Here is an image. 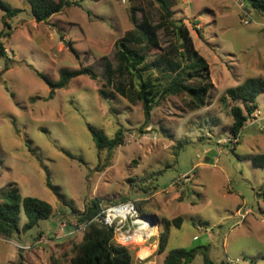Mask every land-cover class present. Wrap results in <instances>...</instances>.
Instances as JSON below:
<instances>
[{
	"label": "rangeland",
	"instance_id": "1",
	"mask_svg": "<svg viewBox=\"0 0 264 264\" xmlns=\"http://www.w3.org/2000/svg\"><path fill=\"white\" fill-rule=\"evenodd\" d=\"M2 1L22 12L10 19V36L0 39L9 60L0 58V191L15 185L23 197L50 204L53 216L27 233L0 238V264H18L20 256L23 264H71L85 231L77 216L93 200L107 205L122 198L145 214L161 208L158 219L183 220L180 229L171 227L162 255L157 249L139 263L131 248L133 264H161L172 250L197 247L207 248L214 264H264V221L255 220L264 212V169L253 163L254 155L264 154V93L239 144L229 131L235 103L223 101L227 90L247 79L264 81V15L243 0H171L174 18L183 20L209 65L213 87L207 107L190 112L185 97H169L144 126L141 104L132 105L119 93L114 55L116 43L136 28L133 9L138 25L144 19L159 23L161 12L153 0H71L48 23L33 19L26 0ZM4 15L0 10V33ZM158 37L169 52L173 39L163 30ZM80 68H91L97 80L83 76L52 90L36 73L57 82L62 70ZM88 125L109 138L121 129L123 145L99 150ZM186 176L190 182L172 187ZM48 180L59 196L47 187ZM175 194L180 198L172 201ZM238 208L249 212L243 221ZM26 223L22 211L20 227ZM62 225L79 232L56 239ZM39 233L48 240L38 244ZM191 264H204L203 256Z\"/></svg>",
	"mask_w": 264,
	"mask_h": 264
},
{
	"label": "trees",
	"instance_id": "2",
	"mask_svg": "<svg viewBox=\"0 0 264 264\" xmlns=\"http://www.w3.org/2000/svg\"><path fill=\"white\" fill-rule=\"evenodd\" d=\"M153 1L161 12L159 23L152 25L149 20L144 19L138 25L135 9H133L130 18L136 28L128 31L116 43L114 55L117 62L116 73L121 78L118 86L119 93L130 104H141L145 118L144 126L150 124L155 107L169 97H185V106L190 112L207 107L209 92L213 87L210 82L209 65L194 48L190 32L183 20L174 18L171 0ZM243 2L253 11L264 15V0H243ZM26 3L37 23H48L53 16L72 5L71 0H26ZM0 10L5 14L2 18L4 31L0 33L1 39L10 36L12 27L9 21L22 10L11 9L2 0H0ZM161 30L173 39L168 46L169 52H164L160 47L158 32ZM67 45L71 48L70 43ZM71 51L77 56L73 48ZM154 51L156 53H153ZM170 54H174L178 59L172 60L169 58ZM157 56L159 58L150 64L149 60ZM0 58L9 61L1 41ZM36 73L52 90L65 89L72 80L83 76L93 81L97 80V75L91 68H80L74 71L62 70L57 82L51 81L38 71ZM157 73L160 74L159 77L155 76ZM261 93H264V81L258 78L247 79L238 87L226 91L223 101L230 100L235 103L230 107V116L233 122L229 131L233 139L239 141L240 134L249 118L258 110L257 98ZM99 94L103 99L107 98L105 91L100 90ZM88 130L99 150L107 149L111 152L124 143L121 129L116 132L114 138L107 137L103 132L90 125H88ZM64 154L75 159L68 152H64ZM253 163L256 167L264 169V154L256 155L253 158ZM2 166L3 160L0 157V168ZM47 187L59 196L57 188L49 180ZM0 199V238L5 240H10L20 233H27L37 227L41 221L49 220L53 216L50 204L37 198L23 197L15 185H9L2 189ZM126 201L129 200L122 198L121 201L113 203ZM101 204L100 200H93L87 205L84 212L77 216L80 224L88 225L71 264H133L131 250L117 247L112 243V230L102 224L91 222L102 208L107 206ZM137 208L142 212L138 205ZM22 211L27 218V223L21 228L19 217ZM162 223L164 230L159 236V254H163L167 249L171 227L180 229L183 220L178 217L173 220L164 219ZM200 226L204 227L206 224L200 223ZM198 254L203 256L204 264H214L208 257L205 247L172 250L162 264H191ZM262 259H264V254ZM253 262L256 261L253 260ZM18 264H23L22 256H20Z\"/></svg>",
	"mask_w": 264,
	"mask_h": 264
},
{
	"label": "built area",
	"instance_id": "3",
	"mask_svg": "<svg viewBox=\"0 0 264 264\" xmlns=\"http://www.w3.org/2000/svg\"><path fill=\"white\" fill-rule=\"evenodd\" d=\"M233 141L238 142L237 139H233ZM188 182H190V177L186 176L172 183V187L177 189L180 184H187ZM248 213V211L242 208L239 209L237 214L240 221H243ZM91 222L102 224L111 229L113 233L112 243L117 247L137 250L139 259H143L141 252L144 248H147L146 245L150 244V242L152 243V240L155 241V238L159 237V222L157 217L140 212L136 203L131 200L113 203L103 207ZM87 225L83 224L81 229L85 230ZM65 228L67 226L62 225L60 231L57 232L56 239L60 240L72 237L79 232L77 229H67L65 231ZM47 238L45 235H40L38 244L44 243L48 240ZM23 249L29 248L25 247Z\"/></svg>",
	"mask_w": 264,
	"mask_h": 264
},
{
	"label": "crops",
	"instance_id": "4",
	"mask_svg": "<svg viewBox=\"0 0 264 264\" xmlns=\"http://www.w3.org/2000/svg\"><path fill=\"white\" fill-rule=\"evenodd\" d=\"M245 126H247V125H245ZM245 128V127H244ZM243 128V129H244ZM239 141H240V137H239ZM258 155V154H257ZM256 155H254V157H255ZM253 157V158H254ZM158 194H160V193H157L156 194V192L153 194V196H156V195H158ZM173 198V200L172 201H174V200H176V199H178V198H180V195H178V194H175V196L174 197H172ZM137 199H140V197H137L136 198V200ZM143 199H144V197H143ZM148 199V198H147ZM178 204H180V203H178ZM239 209H241V208H238L237 209V213H238V211H239ZM157 211L159 212H157L158 214H161L162 215V212L163 211H161V208H157ZM143 213H146L145 211L143 212ZM156 213V212H155ZM152 214V215H154V216H156V215H158V214ZM261 214V213H260ZM261 216L262 217H264V212H262V214H261ZM259 217V218H256L255 220H257V221H261V222H263L264 220H263V218L262 217ZM157 217V216H156ZM158 219V218H157ZM162 220H164V219H173V218H168V217H166V216H162V218H161ZM161 219H158V222H159V226H160V221H161ZM200 223H204V222H200ZM199 223V224H200ZM202 228V227H201ZM171 230V229H170ZM154 242V241H153ZM158 242H156L155 244H150V246L149 247H147L146 249L144 248L143 250L145 251V253H146V255L144 256L145 258H143V259H139L138 257H137V260L139 261V263H144L146 260H148V258L147 257H151L153 254H154V252H156L157 251V249H158ZM142 250V251H143ZM160 255H162V254H160ZM147 258V259H146ZM163 261H164V259L162 260V262H161V264L163 263Z\"/></svg>",
	"mask_w": 264,
	"mask_h": 264
},
{
	"label": "bare ground",
	"instance_id": "5",
	"mask_svg": "<svg viewBox=\"0 0 264 264\" xmlns=\"http://www.w3.org/2000/svg\"><path fill=\"white\" fill-rule=\"evenodd\" d=\"M143 252L145 253V251L143 250ZM146 255V253L144 254V256Z\"/></svg>",
	"mask_w": 264,
	"mask_h": 264
}]
</instances>
